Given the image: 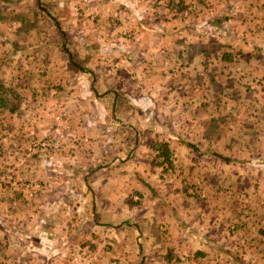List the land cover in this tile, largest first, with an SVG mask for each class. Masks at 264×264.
<instances>
[{"label": "crops", "instance_id": "crops-1", "mask_svg": "<svg viewBox=\"0 0 264 264\" xmlns=\"http://www.w3.org/2000/svg\"><path fill=\"white\" fill-rule=\"evenodd\" d=\"M0 10V69L23 61L26 66L40 64L48 73L56 67L69 73L67 92L72 98L70 102L77 107L74 114L78 119L72 127L81 129L77 137L80 143L70 139L77 149L70 156L65 150L64 143L69 142L66 135L62 140L59 134H54L62 154H66L63 161L52 159L50 144H45L44 138L40 140L43 142L31 143L26 152L27 162L36 156L44 162L42 173L36 172L34 166L26 168V174H41L42 182L47 180L41 188L46 190L51 179L62 178L65 182L58 184L59 190L70 195L72 187L74 198L67 200L69 205L62 204L63 210L71 209L74 215L70 225L64 226L69 227L64 232L65 241L51 236L47 229L43 234L47 232L50 237L40 236V244L36 246L32 235L13 236L17 222L8 226L0 220V232L7 233L15 249L20 248L19 253L0 251V264H69L72 252L77 249L83 258L91 256L96 264H125L131 255L130 232L134 224L131 222L130 228H124L122 223L130 218L132 193L138 194L140 200L144 198L140 211L147 204L139 220L140 231L133 230L138 242L144 243L146 254L155 246L159 247L158 252L162 251L160 215L155 202L161 190L155 188L154 146L158 140L169 144L173 166L178 158L174 148L180 144H176L179 139L170 135V129L179 132L184 126L191 130L200 124L203 129L205 125L211 129L220 125L221 121L211 119L210 115L221 113L228 89L238 98L241 96L235 89L248 81L240 72L245 65L256 67L255 76L250 78V83L254 82L252 90L257 92L258 83L264 84V74L258 69L264 68V0H0ZM31 90L35 98H42L39 92ZM53 93L57 91L48 90V98ZM214 103L216 107L212 110ZM64 107L70 108L67 103ZM0 108L7 109L1 105ZM24 109L20 106L16 112L7 110L17 115ZM82 110L80 118L81 114L77 115ZM222 111L228 112L225 106ZM85 115L90 119L85 121ZM39 129L45 132L43 137H50L49 142V131H60L48 124ZM83 131L89 144H83ZM30 133L32 137L39 134H34L33 128ZM103 133L106 138L99 137ZM82 152L94 155L87 158ZM45 163L50 166L46 168ZM252 177L250 180L259 179ZM76 180L83 187H77ZM32 187L35 192L40 185ZM196 188L199 187L191 190ZM260 189L264 188H259L257 194ZM249 199L251 196L245 202ZM248 224L252 226L245 215L234 230H242ZM169 225L173 232V225ZM164 226L168 228L166 222ZM252 228V235L247 233L242 239L231 240V245L250 246L243 252L236 247L242 261L235 260L232 264L256 263L253 246L264 243V219L259 218ZM87 230L92 243L95 242L90 256L77 239ZM70 232L72 235L67 236ZM177 232L180 236L181 232ZM24 233H29L28 229ZM202 236L204 248L200 245L189 251L193 253L190 264H198L197 258H207L205 245L212 242ZM181 239L178 242L194 245L198 241L196 232ZM2 240L0 237V247L4 244ZM220 247L217 250L223 252ZM182 253L177 245L167 249L165 258L173 263V258L178 261L185 256ZM189 253V257H184L186 260Z\"/></svg>", "mask_w": 264, "mask_h": 264}, {"label": "rangeland", "instance_id": "rangeland-1", "mask_svg": "<svg viewBox=\"0 0 264 264\" xmlns=\"http://www.w3.org/2000/svg\"><path fill=\"white\" fill-rule=\"evenodd\" d=\"M262 57H264V53ZM252 69L254 70L253 73L251 72ZM258 69L260 74H264V68L259 67ZM51 70L49 73L44 71V67L40 64L38 66H26L23 61L0 69V84L23 89H18L17 92L21 96L20 106L25 108L17 115H12L7 109L0 108V220H3V223L8 224V226L10 222H17L18 227L21 228H13V236L17 235L24 238L32 235L36 246L40 244V236L50 237L47 232L43 234L47 229L50 230L51 236L60 237L62 243L65 241L63 239L66 235L64 232L69 231V227L64 226L65 224L70 225L74 215L71 209L63 210L65 206L62 204L67 203L69 205V201L74 198V193L71 191L72 187L70 188V195L67 191L64 194L58 189V184L65 182L64 178L62 180L51 179L50 186L47 185L46 190L41 188L47 180L42 182L41 174L36 176H32L30 173L26 174V168L27 166H34L36 172L42 173L41 169L43 166L45 167L44 162L37 156L35 160L31 159L27 162L26 152L31 143L43 142L40 140L44 138L45 144H50L52 159L61 158L60 161H63L62 158L66 154H62L59 143L55 142L53 138L54 134H59L58 136L62 140H64L63 135H66L65 138L67 139L65 140L69 142L64 144L67 147L65 150H67L68 156L74 155L77 150L73 147L70 139H76V143L81 141L77 138L81 134L80 126H78L79 130L72 127L75 122H78V119L74 114L77 107L75 108L74 103L70 102L72 98L67 92L70 85L68 83L70 75L57 67ZM255 70L256 67L252 65L241 67L242 77H245V81L248 80L246 84L242 83L241 86L237 85L240 87L236 86L235 91H239L241 96L238 98L233 91L228 89L225 105L222 101L220 106L221 113L210 115L211 119H219L220 125H215L212 129L209 125H205V130L202 124L191 130L187 129L186 126L179 132L175 129L169 130L172 137L174 134L179 139L176 144L179 143L180 145L174 148L175 155L178 156L177 160H174L171 167L168 164L164 167L158 166V159H155L157 163L152 162L155 164L153 166L156 168L157 176V179L154 180L155 188L161 190L156 196L159 202L156 200L155 202H157L158 214L160 215L158 230L162 233L163 239L160 243L163 250L158 252L159 247L155 246L146 254L144 252L145 247L142 248L144 243L138 242L135 232L139 230V220L141 221L147 204L140 211V207L144 204V198L140 200L141 197L138 194L132 193V201L129 202L131 205L129 207H133L130 218L125 219L122 223L124 228H130L129 225L132 222L134 225L131 227L135 230L133 232L131 229L130 232V237L133 240L130 245L131 255L125 264H190L193 253H189V251L197 250L201 247L200 245H203L202 235V237L207 236L212 243L208 246L205 245V251L208 254L205 257L207 258H197L198 264H232L235 260L242 261V254L236 253V247L240 252H243L250 247L249 244L231 245V240L242 239L247 233L252 235V226H255L259 218L264 219V203H262L264 202V189H260L262 193L257 194L259 188H264V84L259 82L257 92L252 90L251 85L254 82L251 84L250 78L255 76ZM229 71L230 69H228ZM236 73L238 78V67ZM248 87L251 89L248 90ZM31 89L39 92V97L42 98H35ZM48 90L51 93L55 91L57 93H53L48 98ZM65 103L69 104V109H65ZM29 106V111H26ZM224 106L228 110L226 114H223L225 112L222 111ZM215 107L216 104L214 103L212 110ZM80 114V118H83V110L77 116L79 117ZM225 115L227 116L225 117ZM88 119L90 116L85 115L84 120ZM44 124L60 128L59 132L49 131L50 142V137H43L45 132H42L43 129H39ZM32 128L34 134H38V132L39 134L32 137L30 133ZM83 134V144H89L88 141H85V131ZM100 136L106 138L104 133ZM82 154L91 158L94 152L91 157L88 155L89 152H82ZM150 155L153 154L150 153ZM49 166L50 164H46V168ZM87 166L89 165L87 164ZM252 176L259 177V179L250 180L253 178ZM33 184L40 185L35 192H33ZM77 187L83 186L77 182ZM194 187L199 188L191 190ZM251 189L254 191L250 192ZM249 192L251 199L246 203L245 199L250 197ZM245 193L248 194L247 197ZM135 197H137L136 200ZM67 200L69 201L67 202ZM245 215H248L252 226L248 224L242 230L235 231L234 228L237 223ZM76 219L78 220V218ZM99 220L102 221V218ZM164 222L168 228L164 226ZM182 222L183 224H181ZM188 222H193V224ZM169 224L173 225V232H170ZM250 227L251 230H249ZM25 229H28L29 233H24ZM30 230L34 232L31 233ZM177 230L181 232L180 236ZM192 232L197 234V244L194 245L193 242L186 241L178 242L182 240L183 236L188 237L189 233ZM88 233L90 230L84 231L81 237H77V239L82 248H87L83 250L87 256H90L89 250L95 246V242L92 243ZM69 235H72V232L67 234V236ZM216 236L218 237L216 238ZM0 237H3L2 241L4 242L0 251L20 252V248L15 249L12 246L7 233L0 232ZM4 237H6L5 240ZM218 242L220 245L216 244ZM177 245L183 252L182 254L186 256L189 253L190 258L186 260L184 256L178 261L173 258L175 261L170 263L169 258H165V254H167V249ZM219 246H221L220 249L224 248L223 252L217 250ZM42 247H44L43 244ZM253 248L257 258L255 264H264V243L254 244ZM79 250L72 252L69 264H96V260L91 256L83 258ZM144 254L146 255L143 257ZM100 260L98 259V261ZM115 261L118 262L116 259Z\"/></svg>", "mask_w": 264, "mask_h": 264}, {"label": "trees", "instance_id": "trees-1", "mask_svg": "<svg viewBox=\"0 0 264 264\" xmlns=\"http://www.w3.org/2000/svg\"><path fill=\"white\" fill-rule=\"evenodd\" d=\"M1 11V10H0ZM21 97L17 91L11 87H6L0 84V105L9 109L11 112H16L20 108ZM157 153L158 165L164 167L168 164L172 166L173 153L168 143L158 140L154 146ZM203 256L204 254H199Z\"/></svg>", "mask_w": 264, "mask_h": 264}]
</instances>
